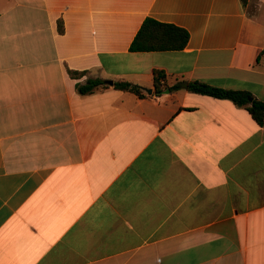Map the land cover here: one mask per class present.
<instances>
[{"label":"crops","instance_id":"0c3cea01","mask_svg":"<svg viewBox=\"0 0 264 264\" xmlns=\"http://www.w3.org/2000/svg\"><path fill=\"white\" fill-rule=\"evenodd\" d=\"M260 7L0 0V264H264V125L226 98L151 81L160 69L167 86L264 101ZM145 16L183 28L184 47L129 51ZM87 78L150 93H77Z\"/></svg>","mask_w":264,"mask_h":264},{"label":"trees","instance_id":"16d2710c","mask_svg":"<svg viewBox=\"0 0 264 264\" xmlns=\"http://www.w3.org/2000/svg\"><path fill=\"white\" fill-rule=\"evenodd\" d=\"M56 29L59 33L62 32L60 20H57ZM187 37V32L183 28L170 23L159 22L149 16H145L131 38L128 50H179L184 47ZM66 72L72 78H76L83 74V71H75L71 69H66ZM151 81L154 93H159L166 87L169 90L181 87L195 93L205 94L216 98H226L233 104L243 107L248 112L250 118L258 126L264 125V101L252 97L248 91L216 87L199 80H180L167 86L166 75L160 69L152 70ZM110 85L113 89L128 91L138 97H143L145 95L140 86L122 79L115 80ZM104 87H107V84L104 80L99 78H87L83 83H75V89L79 94L90 93L97 88Z\"/></svg>","mask_w":264,"mask_h":264},{"label":"water","instance_id":"95a60500","mask_svg":"<svg viewBox=\"0 0 264 264\" xmlns=\"http://www.w3.org/2000/svg\"><path fill=\"white\" fill-rule=\"evenodd\" d=\"M104 82H105L106 84L110 85L112 81H111V80H104ZM143 91H144L146 94H149V93H150V89H148V88H143ZM160 92H161V93H167V92H168V88H165V89L161 90Z\"/></svg>","mask_w":264,"mask_h":264},{"label":"rangeland","instance_id":"374dc122","mask_svg":"<svg viewBox=\"0 0 264 264\" xmlns=\"http://www.w3.org/2000/svg\"><path fill=\"white\" fill-rule=\"evenodd\" d=\"M259 13H260L261 15H264V7H260V11H259Z\"/></svg>","mask_w":264,"mask_h":264}]
</instances>
